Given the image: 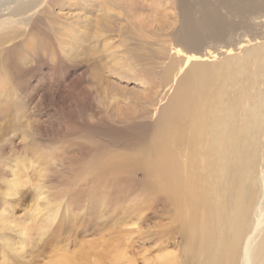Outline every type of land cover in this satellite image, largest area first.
Masks as SVG:
<instances>
[{"label":"rangeland","instance_id":"rangeland-1","mask_svg":"<svg viewBox=\"0 0 264 264\" xmlns=\"http://www.w3.org/2000/svg\"><path fill=\"white\" fill-rule=\"evenodd\" d=\"M74 1L50 0V11L46 9L41 15V10L31 12L28 19H33L11 26L0 44V214L11 224L8 230L0 226V264H63L59 261L66 257L70 260L66 264H92L96 254H109V250L133 264H155L162 256L169 257L173 264H240L245 240L254 234V209L262 199L259 181L264 172V121L261 132L257 129L253 134V151L249 150L251 180L244 184L250 192L249 205L240 225L243 234L237 251L223 249L219 242L199 246L201 242L187 228L179 211L185 200L175 187L179 189L184 173L179 170L189 165L193 153L187 137L197 121L196 111L201 104L209 109L216 106L221 97L220 103L223 97L231 102L229 91L234 83V89L239 87L242 71L238 76L235 71L214 67L205 71L207 76L195 73L193 77L184 71L179 83L172 86L165 57L176 47L173 33L181 22L178 0H129L131 8H143L132 9L137 16L142 13L143 24L140 18L132 21L127 12L122 15L125 6L120 0ZM111 2L117 7H111ZM188 2L195 18L216 10L226 25L224 38L203 41L190 53L216 52L218 58L212 62L216 63L223 58L224 49H232V56L248 50L245 57L240 56L243 62L246 60L243 94L239 89L234 92L243 111L235 138L241 137L233 146H224L226 155L238 153L240 157L246 152L249 107L257 95L264 94V25L260 24L264 16H238L213 0ZM85 23H89L87 27ZM62 25L67 29L64 35ZM249 40L247 46L259 49L249 51L251 48L245 47L240 51L239 44ZM144 50L163 53L162 60H151ZM165 108L166 113L161 114ZM155 120L159 124L156 136L166 137L162 156L169 147L173 166L165 176L160 174L161 163L147 159L154 149L153 139L138 150H130L137 146L132 142L148 135L146 126ZM71 130H75L72 135ZM80 141L95 142L103 150L93 160L77 164L83 173L78 169L71 176L67 171L57 179L49 178L50 168L41 159L46 157L49 164L58 165L66 163V158L80 159L83 151L76 145ZM119 159L140 160L136 178L157 180L159 186L155 183L150 193L120 201L111 195L118 186L101 196L89 190L93 182L87 180L94 179L88 175L92 169H102L107 162ZM13 171L18 175L17 183ZM65 179L68 183L61 185ZM226 180L225 175L224 187ZM40 190L46 194L42 203L37 200ZM48 210L53 211V220L47 219ZM262 227L255 233L249 252L253 264H264V223ZM226 234L230 238L228 231ZM108 260L104 259L111 263Z\"/></svg>","mask_w":264,"mask_h":264},{"label":"bare ground","instance_id":"bare-ground-1","mask_svg":"<svg viewBox=\"0 0 264 264\" xmlns=\"http://www.w3.org/2000/svg\"><path fill=\"white\" fill-rule=\"evenodd\" d=\"M213 1H215L216 3H222L221 5L220 4L218 5L222 8H226L229 12H233L238 16L249 15L251 19L261 18L264 16V3L255 2V0H213ZM112 2L110 4L111 7H114V5L115 7H117L116 4ZM120 2L123 3V5L125 6L122 15H125L127 13L128 15L130 14L129 17L132 21L138 20L140 18L142 13H140L141 15L139 16L133 13V10L135 12V9L136 11L138 9L141 10L142 7H140V5L137 8H131V2H129V0H120ZM73 3H75L74 0ZM188 3H189L188 0H178V5H179L178 9L179 12L181 13V22L178 29L173 33L174 37L172 36L175 39L174 41L176 43L175 45L176 47L172 48V53H170V55H168L167 57L164 56L165 60L168 61L166 62L165 66L166 67L168 66L169 68V72H170L169 74L172 77V86H175L179 83L180 80L179 78H181L184 71L188 73H192V77H193L196 76L195 73H198V75H202V73H205L206 75L207 73L205 71H208L207 69L214 67H221L223 72L235 71L237 72V75L240 76V72L242 71L243 75L245 76L244 64L246 60L243 62V58L245 57L248 50H246L243 53L244 57H240L241 55H243L242 53L239 55L234 54V56H232L233 54L232 49L230 48L224 49L222 50L221 53V55H224L223 58L216 63H212L216 61L218 58L217 54H215L216 52L212 53L208 51V52H203V54L201 55L190 53L197 51L198 45L203 41L221 40V38H224V36H226L225 34L226 25L225 23H223L224 21L223 17L216 10L203 12L200 15V17L195 18L191 12L192 9H190ZM80 5H78L79 8L82 7ZM84 7L82 8L84 9ZM204 7L205 6H203V8ZM51 8H52V3H50V0H0V44H2L1 42L4 41L5 39L6 36L5 31L8 30L11 26L23 24V22L33 19V17L28 19V16H30L31 12H33L32 14H36L41 10L39 13L41 15L46 12V9L50 11ZM124 12L127 13L124 14ZM141 18L139 20H141L143 24L144 19L142 20ZM18 19H20V21H18ZM58 24H61V22ZM87 24L89 23H85L86 27ZM260 24L264 25V20H261ZM64 28L65 31H63L62 29L61 31L63 32L60 31L61 34L63 33V35L64 32L67 33L66 27ZM83 28L85 29V27ZM147 33L150 34L149 32ZM75 37L73 38V40H75ZM150 37L153 38L152 36ZM153 39L162 41L159 38V36H156ZM250 44H251L250 40L243 45L239 44L240 46L239 50L241 51L245 47L247 48L250 47L251 49L249 51L259 49L258 46H254V47L247 46ZM143 45H147V44L143 43ZM261 49H262L261 62L263 63V67H264L263 45ZM144 51L147 52L151 60H156V59L159 61L162 60L161 55H163V53L160 54L156 52L153 53L147 50ZM179 63H181V65H179ZM177 65H179L180 67L178 66L177 68ZM243 75L239 87L234 89L233 87L235 85L234 83V85L231 88L232 92L229 91L230 95L228 96H230L231 102L228 101L227 99L225 100V98L223 97L224 102L220 103L219 101L222 98L221 97L219 98V100H217L216 106L215 105L214 107L211 106L210 109L209 106L201 104L194 115L197 121L193 124L191 129L189 128L187 140L192 145L193 153L189 165L186 166L187 164H185V167L179 170V173L180 172L182 173L183 171L184 173L182 175V180H180L181 185L179 189L175 187V190L177 191V193H179V196L180 194H183V199L185 200V204L182 203V211L181 210L179 211L182 212V218L184 217L186 219L185 222L187 223V228L191 230L195 238L201 242L199 244V246L201 247L207 246L208 242L211 241L213 244L219 242L218 246L222 247L223 249H228V250L236 249L237 251L239 248V244L242 240L241 235L243 234V232L242 233L240 232V225L243 222V220H245L246 215L244 214V212H246L245 211L246 207L249 205V204L247 205V201L250 196V192L249 191L247 192V189L245 190L244 184L245 182H247V180H251L250 163L252 159L251 158L252 152L250 151H253L252 149V144H254L252 142L254 141L253 134L257 131V129L259 133L261 132V124H263L262 122L264 121V111L262 110L264 109V94L262 95V97L255 95L256 97L254 96L255 97L253 102L254 104L253 106L251 105L249 107V112L251 111L250 113L251 119L247 121H249L250 123L247 126H245L243 122V125L246 128L245 139H244V144L246 145L244 147V151H246L247 153L246 152H245L246 154L243 153V155L240 157L237 156L238 153L236 155L233 154L226 155L225 153L226 147L224 146L226 144H228L229 147L230 145L233 146V144H236L238 137L239 138L241 137L240 135H238V137L235 138L237 136V129H238L236 125H240L238 122H241L243 111L240 108L239 97H237L236 96L237 94L234 92L239 89L241 91L240 95L243 94L242 89L244 88L243 86L241 87L242 82L244 84L243 80L245 77ZM197 79L200 80V77L198 76ZM203 80L207 81L208 78L207 80L202 78V81ZM172 86L170 88L168 87L166 90L171 89ZM146 99L150 101L151 98L148 97ZM219 104H222V106ZM157 108L158 107H156V109ZM156 109L154 110L155 112ZM160 113L165 114L166 108L161 110ZM158 125H159L158 120L149 123L146 126V131L148 132V135L142 136L139 141L136 140L132 142L133 145H137V146L130 150H136L137 148H140L142 144L146 142L148 143L151 139H153L151 141H153L154 149L151 150L147 159H150V161L153 164L161 163L160 166L162 173L160 171V174L165 176L166 172L170 170L171 167L173 168V166L169 162V155H168L169 147L165 150L162 156L161 145L166 142V137L162 134L156 136V132L158 130L156 128L158 127ZM231 125L233 127H230ZM70 133L71 135L74 134L75 130H71ZM246 134H248V138ZM177 141H172L171 144H176ZM242 141L241 140L238 141L241 142L239 144H242ZM76 145L80 150L83 151L81 155L82 157L80 159L66 158L67 162L61 163L60 165L54 163L49 164L46 157H43L41 159L45 162L44 164H47V167L50 168L49 178L57 179L67 171H69L68 174L71 176L76 174V170L78 169L80 173H83V168L81 167L78 168L77 164L85 160L86 161L93 160L95 156L103 150L102 147H99L97 143L92 141H80ZM207 145H213V147L207 148ZM155 146L158 147L155 148ZM128 155L130 156V154ZM228 155H232V156H228ZM16 161L18 162V160ZM139 161L140 160H132L129 162L119 159V160H112L107 162L104 165V167L102 169L99 168V170L94 167L92 169V172L88 174L89 176L92 175L94 177L93 180L92 179L87 180V182H93L89 190H92L98 196H101L105 194L106 190H112L115 186H118L119 189L111 193V195L115 196V200L117 201H120L124 198L127 199L131 197L136 198L144 194L150 193L151 191L154 190L155 183H157L158 186L159 183L157 180L152 181L149 180V178L147 177L146 179L143 180H139L136 178V167L140 166L137 165L140 164ZM147 164L149 166V162ZM236 166L238 167L237 169ZM13 167H15L16 169L18 168L17 165H14ZM11 174L17 183L18 175L16 171H13ZM225 175L227 177V180L225 181V187H224L222 180ZM259 182L262 187V191H261L262 199H261V203H257L256 207L254 206L255 207L254 217H253L255 218L254 234L248 236L247 239L245 240L246 242L243 247L244 253L242 254V259L240 264H253L251 263L253 259L251 260V256H250L251 254L249 253L251 251V244L255 233L259 231V229L262 227V224L264 223V172ZM67 183H68V179L62 180L60 182L61 185H65ZM181 189L184 190V193L183 191L181 192ZM45 195L46 194H44L41 190L39 191L37 195V200L39 201V203L45 201ZM52 210L47 211L48 220L54 219L52 215L53 212ZM0 226L4 230H8L11 227V224L7 223L4 219V216L1 214H0ZM28 229L29 228L22 231L21 233L22 237L26 235V231H28ZM227 231L230 238L226 234ZM42 233L40 234V237L43 236ZM3 243H4L3 246L5 247V241ZM261 250H263L262 247ZM67 258L68 257H66L65 259L66 261L60 260L59 263L66 264L67 262L70 261ZM104 259H109L108 262H111L109 264H133L129 262L122 254L120 257L117 258V254L111 253L110 250H109V254H107V251L106 254H96L94 256V260L92 264H107V261H104ZM118 259H121L120 263H117ZM155 264H173V261L167 256H162L156 259Z\"/></svg>","mask_w":264,"mask_h":264}]
</instances>
